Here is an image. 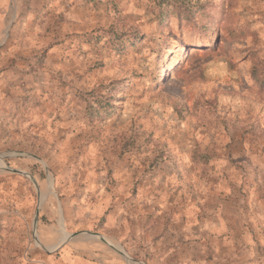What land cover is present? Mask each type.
Instances as JSON below:
<instances>
[{
	"label": "rangeland",
	"instance_id": "1",
	"mask_svg": "<svg viewBox=\"0 0 264 264\" xmlns=\"http://www.w3.org/2000/svg\"><path fill=\"white\" fill-rule=\"evenodd\" d=\"M0 94V264H264V0H0ZM170 168L194 220L139 209Z\"/></svg>",
	"mask_w": 264,
	"mask_h": 264
},
{
	"label": "crops",
	"instance_id": "2",
	"mask_svg": "<svg viewBox=\"0 0 264 264\" xmlns=\"http://www.w3.org/2000/svg\"><path fill=\"white\" fill-rule=\"evenodd\" d=\"M112 1H110L111 3ZM105 5H108L109 0H104ZM1 95V94H0ZM8 100V99H7ZM15 102V100H13ZM4 101L0 98V116L4 112ZM7 106V105H5ZM12 125V124H11ZM8 128V129H6ZM8 123L0 122V132L4 130H10ZM33 128L31 124L25 129ZM189 169V168H187ZM193 171L188 170V172ZM167 175H163V184L157 183L153 185L152 182H146L138 193V203L141 205L139 209L143 210L146 214L157 212L160 214V218L167 220L171 213L173 214V221L175 220L176 214L179 215V221L182 222L191 221L197 218V205L201 201L205 200L196 196V185L195 183L200 180L198 176L183 175L178 176L174 169H166ZM170 172V173H169ZM218 176V175H217ZM127 177V176H126ZM150 179V177H147ZM155 180V177H151ZM222 178L218 176L214 180L216 183ZM169 182H172L169 184ZM125 184V185H124ZM128 181L118 182L115 186L108 185L107 182H101L100 184H95L91 189L94 190L93 198L95 205L93 207H88L89 211L93 213L95 217H102L105 215V220L108 226L114 228L126 229L130 219L132 218V213L134 211L133 205V193L131 186H127ZM87 192H89L87 190ZM84 194V202H86L88 194ZM172 219V218H170ZM221 223V217H220ZM184 231H193L194 227L188 223L182 228ZM181 230V228H179ZM102 234V233H100Z\"/></svg>",
	"mask_w": 264,
	"mask_h": 264
},
{
	"label": "trees",
	"instance_id": "3",
	"mask_svg": "<svg viewBox=\"0 0 264 264\" xmlns=\"http://www.w3.org/2000/svg\"><path fill=\"white\" fill-rule=\"evenodd\" d=\"M178 15L180 16V17H182V14L180 15V13H178ZM184 16H186L187 17V15L186 14H184ZM233 34H232V36H234V37H239L240 36V34H241V32L239 31V30H235V31H231ZM192 51H196V50H192ZM256 76V75H255Z\"/></svg>",
	"mask_w": 264,
	"mask_h": 264
},
{
	"label": "water",
	"instance_id": "4",
	"mask_svg": "<svg viewBox=\"0 0 264 264\" xmlns=\"http://www.w3.org/2000/svg\"><path fill=\"white\" fill-rule=\"evenodd\" d=\"M95 234H96V235H101V234H100V233H98V232H95Z\"/></svg>",
	"mask_w": 264,
	"mask_h": 264
}]
</instances>
